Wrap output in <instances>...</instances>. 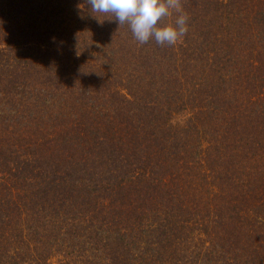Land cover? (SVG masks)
I'll use <instances>...</instances> for the list:
<instances>
[{"label":"trees","instance_id":"16d2710c","mask_svg":"<svg viewBox=\"0 0 264 264\" xmlns=\"http://www.w3.org/2000/svg\"><path fill=\"white\" fill-rule=\"evenodd\" d=\"M180 3L0 0V264H264V0Z\"/></svg>","mask_w":264,"mask_h":264},{"label":"clouds","instance_id":"9594fccd","mask_svg":"<svg viewBox=\"0 0 264 264\" xmlns=\"http://www.w3.org/2000/svg\"><path fill=\"white\" fill-rule=\"evenodd\" d=\"M94 12L112 14L119 25L127 24L140 44L154 38L157 44L174 45L187 32V15L182 12L180 0H87ZM172 10L180 13L175 24L157 26L161 18Z\"/></svg>","mask_w":264,"mask_h":264}]
</instances>
